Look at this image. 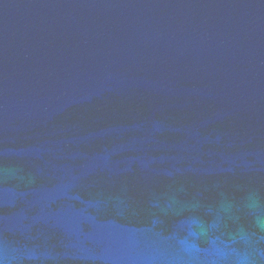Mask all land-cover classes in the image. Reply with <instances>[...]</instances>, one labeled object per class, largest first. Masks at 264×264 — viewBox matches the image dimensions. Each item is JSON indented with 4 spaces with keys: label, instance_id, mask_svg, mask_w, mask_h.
I'll return each mask as SVG.
<instances>
[{
    "label": "water",
    "instance_id": "1",
    "mask_svg": "<svg viewBox=\"0 0 264 264\" xmlns=\"http://www.w3.org/2000/svg\"><path fill=\"white\" fill-rule=\"evenodd\" d=\"M0 264H264V0H0Z\"/></svg>",
    "mask_w": 264,
    "mask_h": 264
}]
</instances>
